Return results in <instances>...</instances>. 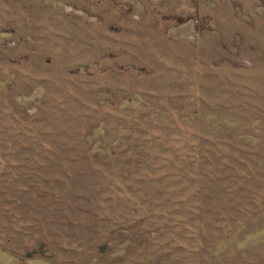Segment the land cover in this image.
I'll return each instance as SVG.
<instances>
[{
	"label": "rangeland",
	"instance_id": "obj_1",
	"mask_svg": "<svg viewBox=\"0 0 264 264\" xmlns=\"http://www.w3.org/2000/svg\"><path fill=\"white\" fill-rule=\"evenodd\" d=\"M0 264H264V0H0Z\"/></svg>",
	"mask_w": 264,
	"mask_h": 264
}]
</instances>
